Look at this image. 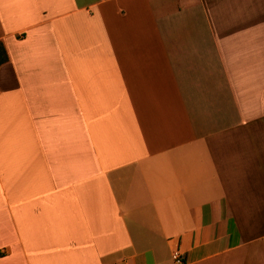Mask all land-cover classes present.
Returning <instances> with one entry per match:
<instances>
[{"label":"crops","instance_id":"0c3cea01","mask_svg":"<svg viewBox=\"0 0 264 264\" xmlns=\"http://www.w3.org/2000/svg\"><path fill=\"white\" fill-rule=\"evenodd\" d=\"M0 264H264V0H0Z\"/></svg>","mask_w":264,"mask_h":264},{"label":"trees","instance_id":"16d2710c","mask_svg":"<svg viewBox=\"0 0 264 264\" xmlns=\"http://www.w3.org/2000/svg\"><path fill=\"white\" fill-rule=\"evenodd\" d=\"M8 62V55L3 44L0 42V67Z\"/></svg>","mask_w":264,"mask_h":264},{"label":"built area","instance_id":"2783aa9c","mask_svg":"<svg viewBox=\"0 0 264 264\" xmlns=\"http://www.w3.org/2000/svg\"><path fill=\"white\" fill-rule=\"evenodd\" d=\"M172 260L175 264H183V257L178 252L173 253Z\"/></svg>","mask_w":264,"mask_h":264}]
</instances>
